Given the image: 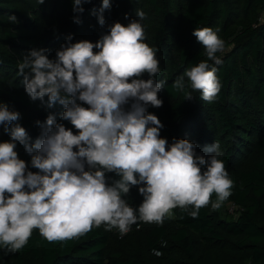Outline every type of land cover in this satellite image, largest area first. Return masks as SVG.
Instances as JSON below:
<instances>
[{"label": "trees", "instance_id": "16d2710c", "mask_svg": "<svg viewBox=\"0 0 264 264\" xmlns=\"http://www.w3.org/2000/svg\"><path fill=\"white\" fill-rule=\"evenodd\" d=\"M102 3L91 0L78 14L73 11V0H44L43 4L40 0H0V104L21 114L9 127L19 123L34 144L41 134L36 122L45 123L54 114L57 123L78 134L69 121L60 119L65 110L62 105L48 108V97L31 100L18 64L32 49H46L49 59L55 60L69 35L72 43L95 44L108 34L110 25L127 26L138 19L136 11L140 10L146 17L141 21L144 42L158 49L156 79L165 81L158 94L163 106L148 107L164 125L161 138L169 146L174 139L188 140L204 155L207 146L218 143L219 159L233 181L232 195L219 209L210 203L193 217L194 205L177 207L163 223L140 221L123 236L118 229L106 231L101 225L71 240L48 242L36 229L19 251L9 253L0 245V264H264V0H111L101 27ZM11 15L18 23L9 22ZM76 19L81 23H75ZM196 28H211L225 42L224 51L217 53L222 63L208 61L217 68L221 84L210 103L190 88L193 99L185 100L184 93L172 87L186 70L207 59L202 44L192 35ZM142 78L149 79L147 73ZM10 139L0 126V143ZM15 150L29 171H39L31 167V156L23 145L17 144ZM106 177L109 185L120 178L115 173ZM125 199L138 208L144 198L133 187ZM211 199L215 202L216 195ZM229 204L235 208L231 213Z\"/></svg>", "mask_w": 264, "mask_h": 264}, {"label": "clouds", "instance_id": "9594fccd", "mask_svg": "<svg viewBox=\"0 0 264 264\" xmlns=\"http://www.w3.org/2000/svg\"><path fill=\"white\" fill-rule=\"evenodd\" d=\"M90 2L73 0L74 13L82 14L83 5ZM110 8L111 0H103L98 14L101 27L103 13ZM136 15L138 19L127 26L110 25L108 34L95 44L72 43L69 35L55 60L49 59L46 49H32L18 64L31 100L48 97V108L62 105L60 119L69 121L78 134L49 114L45 123L36 122L41 134L31 144L19 123L9 127L21 114L0 104V126L11 138L0 143V245L7 252L25 247L36 229L48 242L71 240L101 225L106 231L118 229L123 236L140 221L163 223L177 207L194 205L193 217L210 203L219 209L232 195L233 181L219 159L218 143L207 146L204 155L188 140L174 139L169 146L161 138L164 125L148 107L163 106L158 94L165 81L156 79L158 49L144 42L145 13L138 10ZM8 20L18 23L14 15ZM192 35L207 59L186 70L172 87L183 92L185 100L199 91L210 103L221 84L217 68L208 61L222 63L217 53L224 51L225 42L211 28H196ZM145 73L147 80L142 78ZM17 144L24 146L38 172L29 171L19 159ZM106 173L120 178L109 185ZM133 187L144 198L138 208L125 199Z\"/></svg>", "mask_w": 264, "mask_h": 264}, {"label": "rangeland", "instance_id": "374dc122", "mask_svg": "<svg viewBox=\"0 0 264 264\" xmlns=\"http://www.w3.org/2000/svg\"><path fill=\"white\" fill-rule=\"evenodd\" d=\"M234 209H235V208H234L231 204L227 205V210H228L230 213L233 212Z\"/></svg>", "mask_w": 264, "mask_h": 264}]
</instances>
